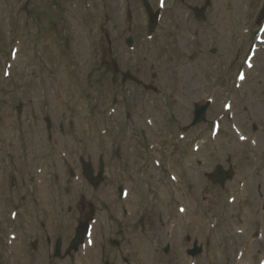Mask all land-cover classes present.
<instances>
[{"label": "rangeland", "instance_id": "1", "mask_svg": "<svg viewBox=\"0 0 264 264\" xmlns=\"http://www.w3.org/2000/svg\"><path fill=\"white\" fill-rule=\"evenodd\" d=\"M248 1L221 0V8L224 12H227L229 3L233 4L238 24L241 26L239 30L253 19L255 30L259 27V24L256 23V15L258 10L263 7L264 0H253L250 13L247 14L249 5L246 6V2L248 3ZM86 3H89V9H85ZM140 3V0L137 1L138 7H140ZM179 7L182 8L183 4L180 3ZM125 9L123 0H0V169L5 171L6 178L5 183L0 181V209L5 211L0 223L3 221L13 222L9 220L10 207L19 208L18 214L23 223L20 232L24 231L25 235H30L33 238L29 244L27 240L25 242L26 238L21 240L23 236L19 238L21 242L16 248V255L12 256L14 264H44L45 262L48 264L59 262L74 264L79 251L73 252L67 257H63V253L60 257H56L54 247L51 249V246L57 239L63 238V242L69 248L76 228L82 220L88 217L98 220L94 231L96 248L92 255H97L94 264H141L135 262L134 257H140L137 252L154 245L158 234L162 231L164 233L166 226L164 219L159 215L164 203L171 204L169 203L170 191L167 187H161L158 192L155 191L159 185L158 180L169 179V174H166L164 169L160 172L155 167L152 157L161 159L162 154H165L166 157L170 150L175 151L174 159L171 162L173 161L176 173L180 177L183 176L184 181L182 190H179L177 185L174 187L176 193L174 195H177L175 198H182L184 193L190 191L186 187V183L191 187V179V183L195 187L192 206L195 209L199 207L201 210L200 198L202 197L206 199L204 203L211 206L207 209V213L203 214L204 217H201L199 226L196 216L193 215L196 234L186 233L187 235H185L184 250H186V254L196 248L201 250V253L191 256L198 259L199 264H234L236 252L247 238H234L230 228L237 227L238 218L245 216L243 211L246 209L252 212L253 217H257L258 205L261 202L264 203V128L258 126L264 127V119H258L256 130L253 128L254 123L242 121L246 116L239 98L236 110L237 121L242 122L241 128L246 134L253 133L256 141L259 142L257 149H254L249 143L241 146L233 134V127L231 126L230 129L231 124L225 120L222 123L221 134L216 140L217 142L215 141L220 152L216 151L212 143H208L207 150L205 149L203 153L192 154V138L204 132L203 130L207 127L210 129V121L221 105L207 108L206 121L192 128L187 140H178L182 126L186 125L195 113V101L211 95L213 91L211 82L216 75L221 77L229 56L225 59L219 57L214 61L210 59L207 63L200 62V67H198L189 59V56L196 51L193 44L192 48L185 46L179 50L177 58L180 66L177 69L184 82L189 83V87L184 92L181 102L175 103V107H178L176 116L173 117L175 112H167L169 119L164 121L160 119L158 111H153L152 108L156 105L158 107V104L171 102L162 99L158 103L154 97L155 91L157 93L161 90L170 92L173 80L176 79L172 78V73L168 76L169 67L174 70L172 63L169 62L166 67L167 79L163 81L164 88H160L157 82L149 87L147 82L151 80L148 76H145V80L142 81L143 85L132 81L122 84V77L113 73L111 67L101 69L100 62L102 60L100 61L99 58L102 54L103 61H110L114 55L113 52L119 53L122 49L121 44L125 38L120 42L117 39L118 36L113 38V34L124 26L122 19H124ZM179 12L180 18L183 20L186 11L181 9ZM144 14V10H139L134 15L135 21H139V29L143 38L144 35H147L144 30L146 20ZM217 21L218 17L213 16L210 23L216 26ZM192 22L196 21L192 20ZM103 25L105 33L102 30ZM108 30L113 34L110 35ZM180 30L181 37L187 39H191L194 34H189L185 26H182ZM220 30H222V37L219 43L225 45L227 25L225 30L222 26ZM194 32L202 43L208 44L207 47L202 46L201 49L197 47V52H203L208 46L212 48L215 45H210L212 33L209 30L202 27L196 31L194 28ZM108 35L110 36L109 40L107 39ZM250 37L248 36L240 42L242 47L240 56L248 49L251 42ZM113 39L116 42L113 43ZM103 40L104 44H102ZM18 42H21L19 45L21 53L16 62L18 64H15L16 68L10 78L4 80L3 70L6 62L9 61L10 50ZM184 43L188 45L191 42ZM226 49L228 52L233 51L230 47ZM202 52L201 57H204ZM263 54L261 53L260 57ZM263 59L264 56L261 58V62L256 64V69L253 72H248V79L245 81L247 83L253 81L255 88L264 89ZM98 60L99 64L94 70L89 88V73L91 75L89 67L93 61L98 62ZM208 64L211 65L204 68ZM118 65L121 71H127L128 67L123 63V59L120 58ZM220 66L222 69L217 70ZM192 67H195L199 74L196 82L189 81ZM243 68L239 64L236 65L232 70L231 78L236 71ZM112 77H116L114 86L110 82ZM104 81L107 84H104ZM122 86H127L128 91H122ZM31 89L33 90L31 91ZM227 91L231 92L232 90ZM253 93H257V98L253 100L259 114L261 111L260 115H262L264 106L258 105L259 91L254 90ZM228 94L219 95L218 100L223 103ZM115 95L122 99L121 102L118 101V97L113 98ZM109 104H116V106L110 107V109L114 108L110 117L108 116ZM184 106L191 108L189 112L184 109ZM20 108L22 110L19 112ZM133 109H137V112L133 113ZM128 116L130 122L139 125L136 136H131L130 127L125 126L129 122ZM152 116L155 117V127L146 125V120ZM47 117L53 121V128L50 131L46 129L45 118ZM108 128V134L103 135L102 132ZM56 129L58 131L55 133ZM53 132L54 135L49 136ZM171 132L175 134V138L165 143V135L171 134ZM202 136L204 140L209 141V132L206 135L203 133ZM149 143L157 146L155 151H151L152 153L149 151ZM60 144H63L62 151L59 150ZM135 146L137 152H134ZM119 151L125 152L128 157L127 160H124L125 166H129L126 173L133 168L140 170V165L146 166L143 171H139L134 180L127 182L128 186H132L133 196L138 200L141 199L137 206L129 203L119 206L120 204L118 205L117 202L120 186L124 183L118 175V168H116L119 167V160L116 159L119 156ZM61 153H66V157ZM216 154L217 156H215ZM229 154H232L231 163L228 162L229 156H226ZM204 156L207 157L205 168L209 172L215 163L220 164L226 172L232 166L235 172L233 179L228 180L221 187L212 184L213 182L209 178L198 173L195 161L197 158L204 159ZM15 157L20 159V167H26L31 163L33 166L42 164L47 181L46 185L44 182L42 184L48 192L46 196L51 195L53 202L56 201L59 204L60 201L61 204L54 212L53 220L42 218L43 208L38 199L40 193L37 191L39 184L35 190L36 180L32 176L33 173H28L29 176H21L23 178L21 180L18 174L12 171L13 166L11 167L10 161ZM81 157H84L83 163H89V160L93 163L95 175L101 157L107 161L105 163L107 180L97 190L93 189L82 176ZM166 158L162 159L164 163L162 167H165ZM259 159L262 161L259 175L254 178L251 175V170L254 160ZM187 164L191 165L190 168H187ZM70 167L71 170L68 169ZM72 172L74 173L72 174ZM110 176L114 177L113 181L109 180ZM246 176L248 180L242 181V178ZM195 177L201 178V185H196L198 179ZM238 177H241L240 181ZM75 178H80L82 181L79 183L80 180L75 181ZM42 180L43 176H41ZM68 180H70L69 185L65 183ZM146 180L150 182L148 183ZM235 182L236 185L246 184L244 188L247 189L248 195L244 203L238 204L237 202L238 205L235 204L237 207H232L227 201L226 192L228 193L231 186H236ZM199 190L201 192L198 198ZM147 191L148 197L153 195L151 198L154 202L149 212L142 213L140 211L145 205ZM74 193L77 196L72 199ZM252 195H257L260 200L256 201ZM62 198L68 202L64 203L65 200L62 201ZM77 202L82 205H77ZM69 205L73 206L72 213L67 211ZM171 205L173 208L176 206ZM128 208L133 210L131 215L126 211ZM164 209H167V206H164ZM193 213L201 214L200 211L191 209L190 220ZM173 214L177 215L176 211ZM231 216L235 220L232 223ZM207 219H211L213 224L219 227L217 232L209 231ZM58 220L65 224L60 227V223L56 222ZM9 225H5V231ZM223 226L229 227V236L231 237H225L221 233ZM254 226L251 225L250 230ZM2 233L0 234V237L2 236L0 239V264H13L4 256V250L7 251L5 245L9 238L6 237V232ZM144 233L146 234L144 235ZM140 240L145 241L146 244H142ZM159 244L160 249L157 250L160 253L159 262L165 258H171L179 264L182 263L177 246H175L177 248L175 251L171 246L167 251L168 247L166 244L162 245V240L159 241ZM48 251L50 254H46ZM150 253L151 251L145 255L146 260L151 258ZM220 256L221 259L218 260ZM89 264H92L91 258Z\"/></svg>", "mask_w": 264, "mask_h": 264}, {"label": "bare ground", "instance_id": "2", "mask_svg": "<svg viewBox=\"0 0 264 264\" xmlns=\"http://www.w3.org/2000/svg\"><path fill=\"white\" fill-rule=\"evenodd\" d=\"M244 99L246 98V97H243ZM89 143V142H88ZM202 151V150H201ZM253 172H254V178H256L259 174H257V169H254L253 170ZM44 173V172H43ZM42 173V174H43ZM65 174V173H64ZM257 174V175H256ZM244 175V174H243ZM42 176V175H41ZM241 177H238V180L240 181L241 179H240ZM82 181V179H80V181H79V183ZM88 183H89V181H88ZM42 184L43 183H41V184H39V188L37 189V191L40 193V195H39V199H40V201L41 202H43V201H45V200H47L48 201V203L47 204H49V206H48V208H49V211L47 212V214L49 213L50 214V216L54 219V212H56L57 211V209H58V205L60 206L61 204H60V201H59V204H57V207L56 206H54V207H52L51 205L53 204V198L51 197V195L50 196H46V193H48V192H46V189L44 188V186H42ZM234 185H236V182H235V184ZM74 189V188H73ZM248 195V191H247V189H244V191H243V195L240 197V199L241 198H244V200H245V198H246V196ZM65 196V195H64ZM63 196V197H64ZM76 193H74V197H72V199H75L76 198ZM253 196V198L255 199V200H257L258 201V196L256 195H252ZM65 200V198H62V201H64ZM242 200V199H241ZM1 201H2V199H1ZM61 201V202H62ZM75 201H77V200H75ZM68 201L67 200H65L64 201V203H67ZM242 202H244V201H242ZM139 203V202H138ZM138 203L137 204H134L135 206H137L138 205ZM77 205L79 204V206H81L82 204L80 203V202H77L76 203ZM75 204V205H76ZM67 211L68 212H73L74 211V209H73V206L72 205H69L68 206V208H67ZM0 213H1V215L2 216H4V213H5V211H3V210H0ZM244 214L246 215V217L248 218V221H249V225L251 226L252 224H254V217L252 216V212H250L248 209H246L245 211H244ZM192 221H195L194 220V218H192ZM198 221H200L197 217H196V222H198ZM87 224H89V217L88 218H85L84 220H82L81 222H80V225L76 228V230H75V235H74V238L71 240V242H73L75 245L76 244H78V245H84L85 244V246L79 251V253L77 254V257H76V260H75V262L74 263H77V264H89V260H90V258L92 259V264H94V261H95V258L97 257V255H92L93 254V252H90V254H89V248H86V244L87 243H89V240L87 241V239H86V237H84L85 235H86V225ZM248 226V225H247ZM94 230H95V228L93 229V232H94ZM191 231H193L194 232V229H193V226L191 227ZM245 233V232H244ZM94 235H95V233H93V238H94ZM59 239H61V238H59ZM163 239H165L166 240V235H165V237L163 238ZM163 239H159L158 237H157V239H156V243H155V245H158V246H160V244H159V241L160 240H163ZM17 241H18V239H17ZM17 241H15V242H13V245L15 246L16 245V242ZM87 241V242H86ZM157 241H158V244H157ZM61 243L64 245V244H66V243H64L63 242V240L61 241ZM263 243V241H261L260 239L259 240H256L255 242H254V246L255 247H259L261 244ZM142 244H146V242L145 241H143L142 240ZM155 245H154V247H155ZM95 246H96V244H94V246H93V248L95 249ZM177 246V248H179V245H176ZM87 247H89V245H87ZM176 247H175V250L177 249ZM87 249H88V251H87ZM13 251H15L14 253H13V257H14V255H16V246L13 248ZM150 251H152V249L149 247V248H147V251L144 253V255H147ZM138 253V252H137ZM139 254V253H138ZM150 255H151V253H150ZM64 257H67V255H65ZM160 257V255H158V258ZM255 258V253L253 252V249L250 251L249 250V252L247 253V252H245L244 253V257H243V264H247V263H249V262H252L253 261V259ZM19 260V259H18ZM134 261L135 262H140L141 264H152L153 262H152V260L149 258V260H146V257L145 258H143V256H142V254H140V257L139 256H135L134 257ZM47 263V262H46ZM62 264H64V263H62Z\"/></svg>", "mask_w": 264, "mask_h": 264}, {"label": "flooded vegetation", "instance_id": "3", "mask_svg": "<svg viewBox=\"0 0 264 264\" xmlns=\"http://www.w3.org/2000/svg\"><path fill=\"white\" fill-rule=\"evenodd\" d=\"M131 202H134V204H137L139 201H131ZM193 229L195 230V227L193 226ZM159 239H163L164 238V233L163 231L161 233L158 234L157 236ZM142 242V240H140ZM147 251V249H142V251H139L138 253L139 254H142L143 258H145V255L144 253Z\"/></svg>", "mask_w": 264, "mask_h": 264}, {"label": "water", "instance_id": "4", "mask_svg": "<svg viewBox=\"0 0 264 264\" xmlns=\"http://www.w3.org/2000/svg\"><path fill=\"white\" fill-rule=\"evenodd\" d=\"M198 115H199V119H198V121H201L202 120V116H203V113H201V112H198L197 113ZM222 174H221V171L219 172V174H218V176H221Z\"/></svg>", "mask_w": 264, "mask_h": 264}]
</instances>
